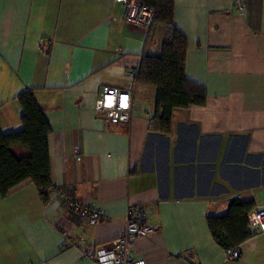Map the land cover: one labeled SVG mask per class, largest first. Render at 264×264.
<instances>
[{"label":"crops","instance_id":"crops-1","mask_svg":"<svg viewBox=\"0 0 264 264\" xmlns=\"http://www.w3.org/2000/svg\"><path fill=\"white\" fill-rule=\"evenodd\" d=\"M172 2L184 73L206 101L173 109L161 133L150 86L136 85L128 123L93 107L104 86L126 89L129 65L157 49L162 28L127 24L115 0H0V130L22 128L16 97L33 89L51 129L53 187L46 201L30 180L0 195V264H95L83 250L119 236L129 203L156 226L133 241L143 264H264V233L250 229L228 259L206 222L232 198L264 206V0L241 12L234 0ZM62 193L100 217L81 219Z\"/></svg>","mask_w":264,"mask_h":264},{"label":"trees","instance_id":"trees-1","mask_svg":"<svg viewBox=\"0 0 264 264\" xmlns=\"http://www.w3.org/2000/svg\"><path fill=\"white\" fill-rule=\"evenodd\" d=\"M141 1L154 11L148 35L155 27L162 28L163 32L157 49L141 55L136 82L154 89V112L150 121L156 124L159 132L168 133L173 109L204 105L206 91L184 73L186 41L173 26L172 0ZM16 99L21 108L22 128L6 133L0 130V195L4 196L12 187L30 180L46 201L53 188L48 154L51 129L33 97V89H26ZM252 206L251 200L232 198L226 213L206 216L209 231L218 245L225 250L239 247L252 235L246 216Z\"/></svg>","mask_w":264,"mask_h":264},{"label":"built area","instance_id":"built-area-1","mask_svg":"<svg viewBox=\"0 0 264 264\" xmlns=\"http://www.w3.org/2000/svg\"><path fill=\"white\" fill-rule=\"evenodd\" d=\"M123 5V19L133 26L144 28L151 27L154 11L141 0H115ZM237 9L244 10L245 0H234ZM139 62L130 64L126 74L130 82L126 89L104 86L99 97L94 102V113L101 114L110 123H128L132 118L133 98L137 85L136 76L139 70ZM77 153V152H76ZM61 197L65 205L81 219L95 222L100 217V210L96 206H90L82 201L62 193ZM247 226L251 230L264 233V206H252L247 214ZM156 226L147 221L144 207L140 203H129L126 208L124 225L121 233L104 248H86L82 255L95 264H143L132 251L133 241L137 237L148 236L154 233ZM63 242L67 245L75 244L66 234H63ZM82 245V240L78 243ZM228 259H235L240 254V246L225 250Z\"/></svg>","mask_w":264,"mask_h":264},{"label":"rangeland","instance_id":"rangeland-1","mask_svg":"<svg viewBox=\"0 0 264 264\" xmlns=\"http://www.w3.org/2000/svg\"><path fill=\"white\" fill-rule=\"evenodd\" d=\"M152 39H153V38H152ZM154 41H155V42H154V44H153V45H154L153 47H154V48H157V46H158L160 40H154ZM156 45H157V46H156Z\"/></svg>","mask_w":264,"mask_h":264}]
</instances>
